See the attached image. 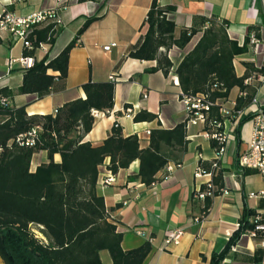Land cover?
Masks as SVG:
<instances>
[{"label": "crops", "instance_id": "0c3cea01", "mask_svg": "<svg viewBox=\"0 0 264 264\" xmlns=\"http://www.w3.org/2000/svg\"><path fill=\"white\" fill-rule=\"evenodd\" d=\"M151 3L152 0H0V11L4 8L23 17L43 11L56 12L62 30L48 52L47 46L36 49V59L46 53L48 60L54 58L87 17L99 16L69 52L64 87L56 88L41 98L33 93L16 92L22 82L24 67L20 58L24 48L9 33H1L0 89L13 90L9 102L15 106L24 105L27 114L31 115L54 113L63 103L84 98L81 85L87 81L113 82L112 108L106 112H93V126L82 141L100 145L112 127L117 125L123 137L134 135L141 148L147 147L152 129H170L187 120L174 70L201 36V32H197L185 46H172L167 50L172 62L167 75L161 70L147 71L155 67V60L122 59L128 46L137 42L143 33L141 26ZM157 3L175 7L168 14L175 23V36L182 28L193 26L197 16H211L228 22V37L239 46L248 37L246 50L234 56L233 67L238 77L248 72L244 84L254 88V96L247 106L238 110L239 113L222 116L221 130L227 136L219 163L222 186L210 198L205 215L201 216L204 198L195 194L212 176H196L195 170L200 161H212L215 152L211 139L205 136L202 123L186 124L185 152L178 162L170 161L166 165H172L171 170L166 166L161 169L156 174L160 179L152 185L147 186L140 181L139 160L111 174L107 168L109 159L106 158L98 166L96 191L103 197L111 220L122 234L123 250L137 248L151 238V249L142 264H211L212 254L219 253L226 246L245 208L255 211L264 224V197L248 196L250 192L264 191V178L254 170L241 169L237 164L238 154L246 148L252 128L251 118L237 128L238 121L242 116L255 114L264 108V0H157ZM251 34L255 35L256 42H251ZM111 43L115 45L103 49ZM47 73L58 75V71L51 69ZM244 95L245 92L234 86L218 103L226 109L233 105L235 108L237 98ZM141 113H150L154 117L135 119ZM54 160L59 161L58 154ZM46 161V152L39 151L32 157L31 170ZM109 175L113 181L104 185L102 180ZM195 218L200 220L195 221ZM173 229L182 231L180 238L177 243H167V234ZM257 255L260 256L258 262L255 261ZM99 258L101 264H111L107 250H101ZM0 264H3L1 259ZM221 264H264L262 238L243 233L231 245Z\"/></svg>", "mask_w": 264, "mask_h": 264}, {"label": "trees", "instance_id": "16d2710c", "mask_svg": "<svg viewBox=\"0 0 264 264\" xmlns=\"http://www.w3.org/2000/svg\"><path fill=\"white\" fill-rule=\"evenodd\" d=\"M174 9L172 5L161 6L152 0L141 26L143 33L137 42L128 46L122 59L155 60V67L147 71L161 70L167 75L172 67L167 50L185 46L194 34L201 32L193 49L174 71L181 93L205 94L214 103L208 117L222 122L215 103L225 99L232 87L238 86L245 92L237 98L236 110L247 106L254 96V88L244 84L248 72L238 77L233 67V58L246 50L248 37L239 46L228 37V22L211 16H197L193 26L182 28L175 36V23L168 17ZM98 19L97 15L87 17L70 42L50 60L48 53L36 59L35 51L44 45L48 52L62 26L56 21L35 24L28 36L30 47H23V56L34 57V64L24 68L16 92L33 93L41 98L56 88H63L70 50L78 44L85 29ZM48 69L58 71V75L48 74ZM81 88L84 98L67 101L54 113L31 115L24 105L9 102L13 90L0 89V259L3 264H101V250L109 252L111 264H142L151 249L149 241L131 250L121 248L122 234L111 220L103 197L96 191L98 166L108 158L107 168L115 174L137 159L140 181L152 185L160 179L156 174L170 161L178 162L185 152L186 120L170 129H152L145 148L140 147L136 136L123 137L117 125L100 145L94 146L82 139L93 126V112L112 108L114 83L87 81ZM2 98L6 99L5 103L1 102ZM253 116H242L237 128ZM153 117L150 113H141L135 119ZM32 129L37 136L29 143L27 133ZM205 130L213 133L221 128L205 126ZM211 144L213 148L218 146L214 139ZM39 151L46 152L47 161L31 170L32 157ZM57 154L59 161L54 160ZM214 162L213 159L198 164L202 173L212 176L213 195L222 186V169L220 165L213 167ZM205 189L204 185L198 191ZM211 197H204L201 216L207 213ZM256 215L252 209H244L237 229L226 246L212 254L211 264H221L231 245L243 233L263 223L261 218L254 221ZM32 226L38 228L44 239L37 236ZM255 237L261 239L264 233L258 231ZM255 261H260V256Z\"/></svg>", "mask_w": 264, "mask_h": 264}, {"label": "built area", "instance_id": "2783aa9c", "mask_svg": "<svg viewBox=\"0 0 264 264\" xmlns=\"http://www.w3.org/2000/svg\"><path fill=\"white\" fill-rule=\"evenodd\" d=\"M47 21L59 22L55 11L50 10L37 12L30 16L23 17L3 8L0 11V38L1 33L7 32L15 40L20 41L23 47H30V41L28 40V36L31 33L33 26L39 22ZM250 40L251 42L257 41L254 34H251ZM114 45V43H111L110 45H105L103 46V49L107 50L110 46ZM44 47V45L39 46V48L43 49ZM20 62L22 63L24 68H29L34 64V57L22 56L20 58ZM181 99L185 103V108L187 112V125L202 123L204 126L221 128L222 122L218 120H212L208 117V112L210 111V108L214 105V103L209 101L205 94L198 93L195 95H184L181 93ZM1 102L5 103L6 99L2 98ZM215 104L218 105V112L221 116L231 115V113H239V111L234 108V105L231 109H226L222 105H220L218 101H216ZM251 122L252 128L250 136L246 143V148L238 154L237 162L238 166L241 169L254 170L264 178V110L261 109L257 111L251 118ZM36 134L37 133L35 129H32L30 132H28L27 142L33 143L34 138L37 136ZM205 136L209 137L210 139L216 140L218 144L217 148H214L215 162L213 163V167H218L220 159L225 151L227 136L222 130L213 133H210L205 130ZM178 165L179 164H176V166ZM172 167V165L166 166L167 170H171ZM201 174L209 175V173H202L200 167L197 166L195 170V175L199 176ZM112 181V176L109 175L102 180V183L104 185H107L111 184ZM205 186V190L196 192L195 195L197 197L204 198L205 196H213L214 186L212 185L211 180L207 181ZM248 196L264 197V191L261 190L259 192H250ZM259 218V215H256L254 217V221H258ZM199 220L200 218H195V221ZM258 231L264 233V224H256L253 229L246 231V233L255 237ZM181 233L182 231L180 229H173L168 232L165 241L167 243H177ZM263 239L264 237L262 238V243H264ZM148 241H151V238H148Z\"/></svg>", "mask_w": 264, "mask_h": 264}, {"label": "rangeland", "instance_id": "374dc122", "mask_svg": "<svg viewBox=\"0 0 264 264\" xmlns=\"http://www.w3.org/2000/svg\"><path fill=\"white\" fill-rule=\"evenodd\" d=\"M33 231L37 234L38 237L44 239V237L42 236V234L39 232L38 228L35 226H32Z\"/></svg>", "mask_w": 264, "mask_h": 264}]
</instances>
